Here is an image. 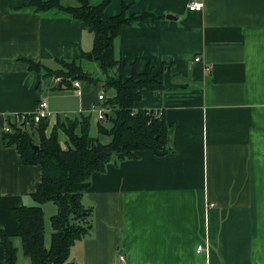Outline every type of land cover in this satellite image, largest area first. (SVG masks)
Instances as JSON below:
<instances>
[{
    "label": "crops",
    "instance_id": "1",
    "mask_svg": "<svg viewBox=\"0 0 264 264\" xmlns=\"http://www.w3.org/2000/svg\"><path fill=\"white\" fill-rule=\"evenodd\" d=\"M28 2L0 0V228L13 237L18 264L30 261L10 211L35 205L42 176L15 146H4L8 118L33 114L44 99L49 120L55 113L62 121L89 116L90 142H108L97 131L103 82L81 84L78 96L26 62L50 70L60 69L59 60L82 63L93 35L83 21L21 8ZM188 2L113 0L105 10L118 15L126 3L132 14L163 17L123 26L115 39L126 79L134 62L141 73L170 65L173 82L186 86L143 90L136 109L164 112L174 125L173 152L142 151L93 175L83 201L93 208V228L72 247L73 264H264V0H205L201 12H190ZM59 142L67 147L63 132ZM43 206L47 226L58 207ZM51 238L46 234L47 247ZM5 255L0 244V264Z\"/></svg>",
    "mask_w": 264,
    "mask_h": 264
},
{
    "label": "trees",
    "instance_id": "2",
    "mask_svg": "<svg viewBox=\"0 0 264 264\" xmlns=\"http://www.w3.org/2000/svg\"><path fill=\"white\" fill-rule=\"evenodd\" d=\"M113 0H77L75 6L62 0H29L21 8L45 16L69 17L83 21L93 35V61L97 62L105 75L102 104L105 118L99 121L97 131L108 138L107 143L99 139L90 142L91 117L58 120L51 134L49 118L35 123L32 114L17 124L14 117L8 118L9 133L3 132L5 147L15 146L24 165L41 167L42 179L32 199L33 206L12 208L11 219L19 223L21 250L30 264H73L70 262L72 247L89 236L93 228V208L87 206L84 195L91 185L94 174L104 173L112 163L137 160L142 151L163 157L173 152L174 125L168 124L163 111L136 109L143 90L167 91L164 85L165 68L157 73L147 65L145 72L137 71L132 64V75L125 78V60L115 56V39L123 26H134L149 19L159 20L154 13L132 14L123 3L118 15L107 16L105 10ZM86 53L81 57L85 58ZM29 71L46 78H59L61 86L72 87L74 81L89 85L100 83L97 77L84 70L78 61L59 60V70H50L39 62L26 60ZM167 68H170L168 65ZM111 71L115 74L111 75ZM171 75V70H168ZM172 77V75H171ZM23 114L17 115L22 116ZM63 132L68 138L67 147L59 142ZM34 146L39 147L38 150ZM57 205L56 215L50 218L52 238L46 246V220L44 204ZM0 244L6 250L4 264H18L19 250L13 237L0 228Z\"/></svg>",
    "mask_w": 264,
    "mask_h": 264
},
{
    "label": "built area",
    "instance_id": "3",
    "mask_svg": "<svg viewBox=\"0 0 264 264\" xmlns=\"http://www.w3.org/2000/svg\"><path fill=\"white\" fill-rule=\"evenodd\" d=\"M205 6V0H189L188 5H187V9L190 12H201L204 9ZM201 58L197 57V59L195 60L200 61ZM61 81V80H60ZM59 81V82H60ZM81 84L79 81H74L72 86L73 88H75V93L78 96H81L82 94V88H81ZM98 101L101 102L102 104H104L105 102V96L104 93H100L98 96ZM105 109L102 107L99 110V117H100V121L104 120L105 116ZM33 118L35 120V123L38 124L41 120L43 119H48L50 117V112H49V103H47V100L41 99L39 101L38 107L36 109V111L32 114ZM26 113H23L22 116H15L14 120L17 124H21L22 122H24V120L26 119ZM9 131H11V126L10 124H6L5 128H4V132L9 133ZM119 262L125 263V256L124 255H120L118 258Z\"/></svg>",
    "mask_w": 264,
    "mask_h": 264
},
{
    "label": "rangeland",
    "instance_id": "4",
    "mask_svg": "<svg viewBox=\"0 0 264 264\" xmlns=\"http://www.w3.org/2000/svg\"><path fill=\"white\" fill-rule=\"evenodd\" d=\"M81 65L86 72L91 73L94 77H97L99 80H101V82H103L105 80L106 77L103 74V72H101L100 67L96 61L94 62L93 60L85 58L82 61ZM60 69H61V67H60ZM114 74H115V72L111 71V75H114ZM93 86H95V85H93ZM52 94H54V93H52ZM58 120H59V117L57 116V113H55L53 115V117H51V119L49 120L50 126H53V124H56L58 122ZM64 122H66V121H64ZM51 233H52L51 224L50 225L47 224L45 235L46 234L49 235ZM25 259L28 262L29 259H27L26 257H25Z\"/></svg>",
    "mask_w": 264,
    "mask_h": 264
},
{
    "label": "water",
    "instance_id": "5",
    "mask_svg": "<svg viewBox=\"0 0 264 264\" xmlns=\"http://www.w3.org/2000/svg\"><path fill=\"white\" fill-rule=\"evenodd\" d=\"M166 18H168L169 20H175V21L178 20V18H176L175 16H173L171 14H168ZM86 58H88L90 60H93L94 59L93 56H92V54H88L86 56ZM168 70H169V68H167V67L164 70L165 71V75H164V85H165V88L168 91L169 90H171V91L182 90L186 85H184V84L181 85V84L174 83L173 80H172V77L170 75V72ZM32 146L35 147L36 150L39 149V147H37V146H34V145H32Z\"/></svg>",
    "mask_w": 264,
    "mask_h": 264
}]
</instances>
